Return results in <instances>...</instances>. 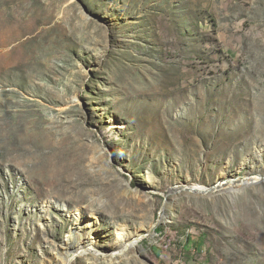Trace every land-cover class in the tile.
I'll return each mask as SVG.
<instances>
[{
  "label": "rangeland",
  "instance_id": "1",
  "mask_svg": "<svg viewBox=\"0 0 264 264\" xmlns=\"http://www.w3.org/2000/svg\"><path fill=\"white\" fill-rule=\"evenodd\" d=\"M71 232L104 255L71 264H264V0H0V264Z\"/></svg>",
  "mask_w": 264,
  "mask_h": 264
},
{
  "label": "bare ground",
  "instance_id": "2",
  "mask_svg": "<svg viewBox=\"0 0 264 264\" xmlns=\"http://www.w3.org/2000/svg\"><path fill=\"white\" fill-rule=\"evenodd\" d=\"M67 248H68V252L66 253V258H65V263L66 264H71L75 258H77V256H92L93 258L97 259L99 257L104 256L102 253L98 252L97 250L94 249L93 246V242H91V244L89 243H85V244H80V240L78 235L75 232H71L69 233L68 237H67ZM143 237L139 236L138 238H135L132 241L127 240V237L125 236L124 233H119L118 234V242L121 245L120 246V250H118L117 252H112V254H108V257H111L113 255V257H115L117 254H122L123 252H125L126 250L131 249L132 247L137 246L140 241H142Z\"/></svg>",
  "mask_w": 264,
  "mask_h": 264
},
{
  "label": "water",
  "instance_id": "3",
  "mask_svg": "<svg viewBox=\"0 0 264 264\" xmlns=\"http://www.w3.org/2000/svg\"><path fill=\"white\" fill-rule=\"evenodd\" d=\"M203 193H207V191L206 192H203Z\"/></svg>",
  "mask_w": 264,
  "mask_h": 264
}]
</instances>
